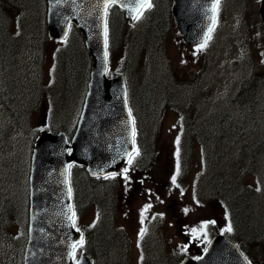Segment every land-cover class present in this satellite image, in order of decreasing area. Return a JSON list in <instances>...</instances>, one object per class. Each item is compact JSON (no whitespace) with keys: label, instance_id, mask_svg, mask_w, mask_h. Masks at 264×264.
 I'll use <instances>...</instances> for the list:
<instances>
[{"label":"rangeland","instance_id":"374dc122","mask_svg":"<svg viewBox=\"0 0 264 264\" xmlns=\"http://www.w3.org/2000/svg\"><path fill=\"white\" fill-rule=\"evenodd\" d=\"M31 2L32 0L27 4L30 5ZM259 6V0H221L217 8L216 28L211 38L202 44L205 45L204 47L188 46L178 30L174 26H169L165 32L161 51H151L148 55L141 53L145 62L142 65L143 86L152 91L146 90V93L142 94L144 96L142 103L146 104L147 112L151 114V121L148 123L145 121L149 115L143 108L139 107L138 111L143 125L147 124L146 129H154L156 138L154 159L151 169H137L136 165H130L126 173L127 178L124 173L116 178V186L119 187L118 196L124 193L121 201L115 202L117 222L129 235V249L126 250L123 245L117 255H113L110 251L108 262L103 255L98 254L101 264H123V260L128 264H140L143 246L141 229L145 230L143 237L150 240L146 245L155 250L153 252V258H155L164 254V250L171 255L176 251L193 250L189 248V244L204 238L201 231L205 224L215 221L214 224L220 229L226 224L227 215L223 207L218 208L217 201L211 199L212 197L210 199L206 197L212 195L211 192L206 191L204 197L201 195L203 198L201 202L196 199L193 183L197 170L203 165V155L199 145H194L191 169L187 175H184L183 179L180 178V173L176 175L179 145L177 137L180 141L183 126L181 117L185 115L186 106L196 93L198 96L196 108L200 111L198 120L196 118L194 120V133L205 136L212 134L209 139L210 146L215 140L213 137L216 138V142H221L223 139L220 148L216 150L219 154L218 159L222 160L221 167H224L217 168L215 174L219 177L221 176L219 172L228 174L234 180H238L240 185L247 183L254 187L259 186L258 173L251 172L247 168L248 149L246 148L247 151L244 150L242 157L240 156L242 145L251 148L252 145L264 139V72L263 74L260 72L264 70V33L260 27ZM31 12L34 11L31 10ZM37 15L42 18L39 9ZM12 16L13 30L18 31L20 27L17 25V14L13 13ZM38 19L35 17L34 29L39 23ZM26 25L29 26V24ZM37 38L25 37L23 52L19 49L15 51L17 64L20 65L22 61L25 66L20 73L21 82L18 83L15 94L17 98H14L12 103L14 107L11 114H2L4 101L0 107V195L14 193L17 198L23 197L21 183L15 179V175L22 170L34 133L43 129L50 118L46 93L53 78L54 51L56 45L62 44L49 40L38 50ZM136 48L140 51V47ZM123 60L122 51H117L114 56V66L119 68ZM13 66L14 62H12ZM254 69L260 72L262 84L261 92H258L260 95L258 109L256 113H251V109L240 110L239 107H235L233 98L240 81L249 76ZM36 76H39L38 80L31 79ZM191 77L194 78V84L189 81ZM170 80L179 82L174 93L168 91L171 85ZM15 82L17 79L13 73L11 79L13 89ZM37 82L40 83L41 88L36 86ZM59 83L60 80L55 79L53 89L55 94L60 92ZM154 90H157L158 95L156 106ZM75 96V93H72V98ZM78 96L70 101L72 105H76V101L80 98ZM134 96L139 106V88L136 89ZM168 100L172 103L168 104ZM25 103V107L21 108L20 106ZM70 108L73 112L70 115L67 113V122L71 127V124L76 121L79 109L75 106ZM196 108L192 110V117L197 114ZM217 111L229 113L230 116L220 121L221 119L213 116ZM248 111L251 114H248ZM59 116L60 114L57 113V120ZM231 118L233 122L230 121ZM234 122L233 130H228ZM138 127L141 128L139 123ZM220 130L224 133L221 137L218 136ZM144 133L147 134L145 131ZM216 150L212 151L214 155ZM256 160L259 163L257 171H263L264 154L257 152ZM174 175H176L175 184L172 182ZM136 183H140L138 189H136ZM118 196H115V200ZM145 205H150L146 212L143 211ZM94 218L95 211L88 209L79 219L80 224L86 227ZM192 232L194 234L191 238ZM100 242L105 243L103 240ZM151 242L162 243L165 247L163 249L161 245H154ZM1 244L0 241V255L5 256V250ZM148 251L144 253V259L147 264H152L153 260L147 256ZM10 256L15 258L13 252ZM160 262L163 263L164 259L161 258Z\"/></svg>","mask_w":264,"mask_h":264},{"label":"water","instance_id":"95a60500","mask_svg":"<svg viewBox=\"0 0 264 264\" xmlns=\"http://www.w3.org/2000/svg\"><path fill=\"white\" fill-rule=\"evenodd\" d=\"M128 4L129 0H117ZM215 0H175V21L190 43L205 39L214 22ZM122 7L132 21L137 12ZM264 20V0L261 7ZM104 0H47V29L65 37L72 23L82 32L93 59L82 114L69 145L65 133H41L32 158L29 242L25 264H74L73 245L80 233L73 224L70 164L90 175L120 171L134 150L135 128L123 73L109 79L105 46ZM72 148L69 154V149ZM76 264H93L86 255ZM180 264H249L238 245L225 235L212 238L196 259Z\"/></svg>","mask_w":264,"mask_h":264},{"label":"trees","instance_id":"16d2710c","mask_svg":"<svg viewBox=\"0 0 264 264\" xmlns=\"http://www.w3.org/2000/svg\"><path fill=\"white\" fill-rule=\"evenodd\" d=\"M31 0H0V59L3 60V65L10 73H14L15 67H12V62L14 59V52L17 48L18 42L22 40L20 36L14 35L11 27L12 14H18L22 22H20L21 27H25L23 31V36H35L40 38L39 42L46 41V22H45V0H32L30 5L27 4ZM154 6L149 9L147 13V21L140 26L139 29H133L132 32L127 31L128 24L123 17L121 11L112 7L109 12V27L112 28V34L116 31L117 36L125 38L130 42V47L132 45L133 49L140 47V51L143 49H157L163 38L164 32L170 26V0H153ZM32 11L34 12H31ZM42 13V18L37 15V10ZM35 17L39 18L35 25ZM24 23V24H23ZM26 24H29L27 26ZM32 32L36 33L31 34ZM157 32V33H156ZM39 34V35H37ZM163 34V35H162ZM162 36V37H160ZM24 37V38H25ZM160 37V38H159ZM23 38V39H24ZM111 38V37H110ZM140 51L137 48L134 50L137 54L134 56L136 60L132 61L131 67L136 72L138 78L141 76L140 68ZM55 65L57 66V75L64 87L63 96L60 100V105L65 101V93L70 91H80L84 82L88 79L89 70L91 66V59L88 50L85 47L83 38L77 30H73L69 37L65 40L64 44L56 50L55 54ZM259 75L255 73L252 77L244 80L240 86V89L235 97V104L239 109L243 110L245 107L252 108L257 107L260 101V95L258 91L259 87ZM150 90L147 88V91ZM151 91V90H150ZM152 92V91H151ZM146 93V90L143 94ZM155 106L158 103L157 90H154ZM144 96H142V101ZM7 102V103H6ZM6 107H8V100L5 99ZM141 108L147 112L146 104L143 102ZM213 116L218 117L223 120L225 114L221 111L215 112ZM250 114V113H248ZM220 116V117H219ZM212 121V120H211ZM233 122V119L230 120ZM212 123V122H211ZM235 127V122L228 128V130H233ZM212 137V135L210 136ZM149 141V140H148ZM264 142V141H263ZM257 146V145H256ZM151 147V143L149 145ZM257 150L254 149V157L257 159ZM251 165V164H250ZM249 165V166H250ZM77 171H81V167H75ZM220 174V172H219ZM221 177V176H220ZM220 177L216 174L215 178L217 181L218 188L216 189V195L221 203H223L228 210V221L231 223L232 231H223L233 240L239 242L244 249L245 253L249 252L256 255V252L264 248V193H258L256 188L249 185H240L237 182L232 183L229 177ZM88 187L89 191H84V195L80 194L83 190ZM97 187V186H96ZM95 186L88 184L87 186H76L75 188V204H82V198L84 200L95 198V192L98 193L97 188L94 190ZM83 189V190H82ZM76 207L78 209V205ZM108 218V216H107ZM26 219V218H25ZM109 220V218H108ZM22 238L23 243L26 240L27 233V222L24 220L23 223ZM99 235L101 236V228L99 230ZM111 229H105L104 234L101 239L105 241L101 244V240L97 241L93 238L89 240L90 254L91 252L99 251L101 247L102 253H107L111 248ZM99 242V243H97ZM18 244V243H17ZM251 246L255 248H251ZM250 248V249H248ZM112 250V249H111ZM17 252V250H16ZM119 264V263H116ZM169 264H176L175 261Z\"/></svg>","mask_w":264,"mask_h":264},{"label":"snow or ice","instance_id":"6c2138e0","mask_svg":"<svg viewBox=\"0 0 264 264\" xmlns=\"http://www.w3.org/2000/svg\"><path fill=\"white\" fill-rule=\"evenodd\" d=\"M117 2V0H104V9H105V14L107 13V9L115 4ZM219 3H220V0H215V5L214 7L215 8H218L219 6ZM129 4H131L132 6L130 7V10L132 12H137L138 14L136 15V19H139L141 17V15L143 14V10L147 9V8H151L152 7V3H151V0H129V3L128 4H121V7H129ZM212 29L210 28L209 29V36H208V39H210V33H211ZM105 46H107V28L105 26ZM205 45H201V47H204ZM130 111V110H129ZM134 131H133V135H134ZM177 144H179V137H177ZM136 155H139V151L137 150L136 152ZM179 156V149H177V157ZM128 163L131 164L132 163V158L130 157L129 160H128ZM71 167V166H69ZM128 169L125 168L123 170L124 174H125V178L126 177V173H127ZM176 175H179V163L177 164V173ZM176 175H174L172 177V182L173 184H175L176 182ZM105 178H108V177H105ZM178 186V185H177ZM150 207V205H145L144 207V212H146L148 210V208ZM185 212H187V209H185ZM74 212H73V216H74ZM142 219H143V215H142ZM75 221L73 220V223ZM211 223H215V221H212ZM207 227V224L204 225V228ZM77 231H79V229H77ZM144 229H141V232H140V236L143 237V234H144ZM194 232L196 230H193ZM225 231H228V232H231L232 231V227H231V223L228 224V226L226 227ZM79 244L80 246L82 247L83 246V239L81 238V240L79 241ZM73 250L75 252V249H76V245L74 244L73 246ZM250 264V262H249Z\"/></svg>","mask_w":264,"mask_h":264}]
</instances>
